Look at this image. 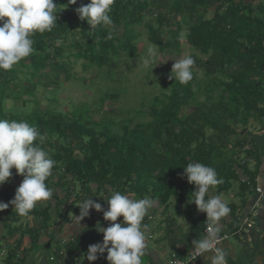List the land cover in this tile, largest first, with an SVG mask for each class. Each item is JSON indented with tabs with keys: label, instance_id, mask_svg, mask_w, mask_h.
Masks as SVG:
<instances>
[{
	"label": "trees",
	"instance_id": "trees-1",
	"mask_svg": "<svg viewBox=\"0 0 264 264\" xmlns=\"http://www.w3.org/2000/svg\"><path fill=\"white\" fill-rule=\"evenodd\" d=\"M54 2L62 9L57 13L56 26L51 32L33 36L36 51L28 58V64H23L27 58L18 63L25 71H31L29 80H61L62 74L65 76L70 70L63 59L66 50L69 56L86 61L87 67H106L112 74L120 59L138 57V26L147 29L149 43L162 53L179 52L181 43L177 37L185 28L186 43L201 55L194 57V69L200 68L204 73L199 82L193 70L194 78L187 85L169 79V93L153 97L149 105L142 104L139 110L128 111L131 116L122 122L120 132L109 127V123L116 124L115 120L95 122L90 110L83 107L73 109L71 115L46 110L28 117L25 121L46 135L41 147L56 161L53 175L46 181L53 190L49 200L59 201L60 206L70 201L69 209L79 214L77 203L84 198L76 192L72 199L75 188H87L88 193L96 190L94 194L110 188L123 194L129 191L140 198L150 194L167 213L173 199L178 204H191L196 186L182 175L190 162L216 169L224 180L216 186L219 195L230 189L239 180V169L246 170V165L237 162L240 153L252 154L246 149L250 122L264 120V0H257L256 4L244 0H115L110 13L113 25L109 29H91L86 20L79 19L76 8L90 0H77L76 4H69L68 0ZM78 31L81 38L74 42L71 36ZM164 34L168 38L163 39ZM14 67L0 70V119L7 118L4 104L11 97L8 89L25 72ZM33 86H27L24 93L33 91ZM22 103L25 106L27 102ZM146 118L149 120L144 121ZM13 119L19 121V115H9V120ZM15 177L24 179L18 174ZM10 180L5 187L15 192L16 185ZM10 200L4 199L5 203ZM5 210L4 226L11 216L19 220L14 206ZM29 216L40 225L16 231L29 234L28 250H33L38 246L40 232L50 229L53 218L48 206L38 204ZM95 221L93 217L89 222L90 229ZM195 226L200 232L204 222ZM94 240L79 235L62 248L69 255H86ZM21 243L22 236L16 239L5 264L26 262L27 256L22 254L27 249L18 256ZM43 248L45 251L46 245ZM68 263L57 255L53 260L48 256L45 264ZM98 264H104V260Z\"/></svg>",
	"mask_w": 264,
	"mask_h": 264
},
{
	"label": "clouds",
	"instance_id": "clouds-1",
	"mask_svg": "<svg viewBox=\"0 0 264 264\" xmlns=\"http://www.w3.org/2000/svg\"><path fill=\"white\" fill-rule=\"evenodd\" d=\"M68 3L76 4L77 0H68ZM114 3L115 0H90L87 5L76 8V12L91 29H109L113 25L110 13ZM57 6L54 0H0V70L10 71L34 54L33 36L53 30L57 24V13L62 10ZM111 37L112 32L109 31L108 38ZM177 39L183 43L186 33L181 31ZM158 59L155 44L149 45L145 55L139 58L145 70H153V65H158ZM174 60L170 78L187 85L194 78V56L189 54ZM46 139L37 126L27 121L0 119V185L10 180L13 168L24 177L14 198L7 203L0 202V211L12 205L19 216L27 217L39 202L52 197L53 190L46 181L53 175L56 161L41 147ZM182 175L196 186L190 202L197 205L198 211L207 214L206 234L192 241L193 259L211 253L207 256L209 264H228V247L220 245L225 241L222 220L232 209L221 195L209 194L210 189L224 183L223 178L218 177L214 167L201 162L188 163ZM107 193L104 198L109 205L107 210L89 195L77 204L80 214L75 215L72 222L75 226L78 227L93 208L103 211L104 219L113 222L108 227L99 223L96 225L97 230L104 234L103 241L89 245L87 260L96 261L107 251L109 264H143L148 228L143 221L149 211L157 207L158 201L149 196L133 199L120 191ZM121 216L123 220L117 222Z\"/></svg>",
	"mask_w": 264,
	"mask_h": 264
},
{
	"label": "rangeland",
	"instance_id": "rangeland-1",
	"mask_svg": "<svg viewBox=\"0 0 264 264\" xmlns=\"http://www.w3.org/2000/svg\"><path fill=\"white\" fill-rule=\"evenodd\" d=\"M244 1L246 3H257V0ZM207 17H210V14H207ZM137 30L139 32V37L136 40L138 44V57L120 59L118 61V68L114 70L112 74L108 73L109 71L106 67H87L86 61L69 56L70 53L68 50H66L65 58L63 59L67 60L66 66L70 68V70L66 71L65 76L62 74L60 78L61 80H44L40 77L32 79L33 82L31 83L32 80H29L31 71H25L23 67L21 68L18 64L15 65V69H19L20 71L24 70L25 72H21L18 81H16L14 85L12 84L8 89L10 90L9 94L11 97L9 100L5 101L4 104V113L5 115L7 114L6 119H9V115H19V120L25 121L28 117L32 115L34 116V114H38L46 110L49 112L62 111L66 114H70L73 109L83 107L90 110L91 117L95 122L105 123L109 118L115 120L116 124L113 125L109 123V127L120 132L122 122L131 116V114L128 115V111H131L132 109L139 110L142 104L149 105L153 97L169 93L166 88L167 81L169 79H175L174 77L170 78L171 69L175 62L174 59H179L189 54L197 58L201 57L198 52L194 51L186 43L185 39L183 43L180 42L179 52L174 51L173 53H162L158 51L159 59L156 62L158 65H153V70H145L143 65L140 63L139 58L145 55L147 47L151 44L148 41L147 29L143 26H138ZM182 31L185 33L187 32L185 28ZM80 38L81 35L79 34V31L74 36H71V40L74 42L79 41ZM162 38H168L167 34H164ZM28 58L23 61V64L29 63L30 60ZM195 71L197 72V81L201 82L204 70L197 68ZM44 72L45 71H43V73ZM66 77L68 78L65 79ZM31 84L34 85L32 87L33 91H27V93H24L26 87ZM22 101L27 102L25 103V106H23ZM147 120L149 119H144V121ZM136 122H138V120H136ZM131 126L133 127L134 124ZM261 128L262 127L259 122L252 120L248 130L251 133H258ZM12 172V183H14L16 188H18L23 180L21 181L20 179H16L15 176L17 173L15 168L12 169ZM14 177L16 180H13ZM8 183H11V180H9ZM215 191L216 189H213L210 192L214 195ZM15 192H10L6 187H3V192L0 194L2 196V198H0V202H5L4 199H13ZM76 192L84 194V190L80 187L75 188V193ZM59 194L63 196L64 192L60 191ZM63 203L64 202H62V205H64ZM171 204V208L169 209L175 214V219L178 221L182 220L183 212H190L193 215L195 212V216L201 215L200 211L197 212L194 210H188V207L190 206H180L175 199L172 200ZM39 205L48 206L51 209L53 218L50 226L51 231L55 229L57 230L60 226L59 224L62 218L69 216L74 221L75 215L78 216L70 210L72 208L69 209V205H71L70 201H68L64 206H60L61 204L59 201L52 199L40 202L38 203V206ZM56 209L58 212H56ZM99 212L100 211H98V213ZM98 213L97 215H99ZM5 215V209L0 211V264H5L8 254L15 248L16 239L20 236H22V243L20 244L19 249L16 248V250L18 249V256H20L19 252L25 250L26 248L28 250V248L31 247L29 234L24 231L25 233L21 235V233L16 230L26 229L28 227H38L40 225V222L32 216H20L18 221H15L13 216H11L8 224L3 227L2 225ZM104 221H106L108 225L112 223L107 220ZM50 229L46 233L40 232L39 240L41 239V243L44 244V242L47 241L46 235L49 233ZM158 231L163 232V229ZM51 233L53 237L50 251L55 253L56 250L58 251L62 248L61 241L69 236L68 232L63 234H56L54 232ZM43 246L44 245H38L37 247H34L33 250L29 249L24 252L27 255L25 264H42L45 259L41 256V254L36 252L39 250L44 251ZM149 246L151 247L152 245ZM57 255L55 256L57 257ZM51 256L52 254L49 257ZM74 262H77V264L80 263L79 260ZM81 262H86L85 258L81 260Z\"/></svg>",
	"mask_w": 264,
	"mask_h": 264
},
{
	"label": "crops",
	"instance_id": "crops-1",
	"mask_svg": "<svg viewBox=\"0 0 264 264\" xmlns=\"http://www.w3.org/2000/svg\"><path fill=\"white\" fill-rule=\"evenodd\" d=\"M259 123L262 127L260 132H250L249 135H247L246 149L252 154L248 155L245 151H242L237 158V162L246 165V170L243 171L239 169V180L233 182L230 189L220 194L224 199L227 198L225 200L228 201L229 206H233L230 214L222 220L223 231L231 232L233 234L220 245L222 248L228 247L227 251L230 253L227 257L228 264H264V200L258 205L255 204L257 199L255 188L264 187V120L259 121ZM243 177L247 179L246 183L242 182ZM213 189H216L214 195H219L217 187ZM213 189H210V191ZM83 190V198L89 195L94 201L101 203L104 210L108 209L109 205L104 198L105 195H108L107 192L114 191L113 189L107 188L99 194H94L96 190H92V193H88L87 188H84ZM124 194L129 195L133 199H140V197L129 191ZM209 194L213 195L211 192ZM145 196L151 197L150 194H146L143 197ZM98 198H102L103 200H99ZM171 205L169 208H171ZM179 205L190 206L188 207V210L198 212L197 205L193 202L189 205ZM169 208L167 209V213H165L164 206L158 202L157 207L151 209L148 216L145 217V222L143 221V223L148 226L146 233L147 247L142 258L143 264H167L173 252L179 253L181 257L186 258L192 251V241L205 235L204 228L199 232L195 228V225L202 221L204 223L206 222V213L200 212L201 215L195 216V212L194 215L189 211V213L183 212L182 220L178 221L175 219V214ZM56 212H58L57 209ZM96 212L98 213L94 208L90 209V213L93 214L92 216L96 220V225L99 223L103 227H106L107 222L104 221L103 211H100L98 213L99 215H97ZM245 218H248L251 222V226L243 224L242 221ZM122 220L123 217L121 216L118 218L117 222ZM72 222L73 219L69 216L62 218L57 230L55 229L51 231L50 229L49 233L46 235L47 241H45L44 244L41 243V239L39 240V246H47V244H50V247L46 248L45 251L39 250L36 252L44 257L45 261L42 264L47 262V257L51 254V257L57 255L59 250H62L65 253L62 257L63 261L71 264L78 260L80 262L78 264H98L100 261L107 260V251H105L102 256H99L96 261H88L86 255H82L81 253L69 255V253H66L63 248L58 251L56 250L57 252L55 251V253L50 251L53 237L51 232L56 234L68 232L69 237H66V240L79 235L92 237V239H95L96 243L100 242L97 236L100 237L104 235L97 230L96 225L94 227L92 225L93 228L91 227L90 229V226L88 225L89 223L85 220L80 221L78 227ZM2 226L4 227V225ZM108 226L109 225L107 224V227ZM160 229H163V232L158 231ZM149 245L152 246L150 247ZM22 255L27 256L25 253ZM207 256H211V253L207 254ZM207 256H201L193 262V264H209ZM84 258L86 262L82 263L81 260Z\"/></svg>",
	"mask_w": 264,
	"mask_h": 264
},
{
	"label": "built area",
	"instance_id": "built-area-1",
	"mask_svg": "<svg viewBox=\"0 0 264 264\" xmlns=\"http://www.w3.org/2000/svg\"><path fill=\"white\" fill-rule=\"evenodd\" d=\"M242 182L246 183L247 179H245L244 177L242 178ZM7 182H5L3 185H0V188L2 189L3 187H5ZM255 192L257 194V199H256V205L260 204L263 200H264V187H256L255 188ZM75 192H73L72 195V199L75 198ZM81 202V201H80ZM80 202H78L77 204H79ZM78 206V205H77ZM79 207V206H78ZM83 220H85L86 222H92L93 221V216L90 215L88 217H85ZM243 224L246 226H251V222L248 220V218H245L243 221ZM207 221L204 223V233L206 234V225H207ZM233 234L231 232H227V231H223L222 232V237L224 238V240L226 241L229 237H231ZM98 240L100 242L103 241V236L98 237ZM73 241V238H71L70 240H63L62 241V246H66L69 242ZM224 241H222L221 243H223ZM64 251L59 250L58 251V256L63 257L64 256ZM201 256H197L195 259H193V250L188 254V256L186 258H183L179 255V253L173 252L170 256V259L168 260L167 264H193V262H195L198 258H200ZM54 259V256L51 257V260ZM104 264H109L108 260H104Z\"/></svg>",
	"mask_w": 264,
	"mask_h": 264
},
{
	"label": "water",
	"instance_id": "water-1",
	"mask_svg": "<svg viewBox=\"0 0 264 264\" xmlns=\"http://www.w3.org/2000/svg\"><path fill=\"white\" fill-rule=\"evenodd\" d=\"M50 247V244H47L46 248H49Z\"/></svg>",
	"mask_w": 264,
	"mask_h": 264
}]
</instances>
